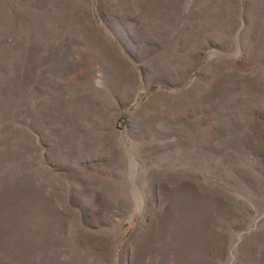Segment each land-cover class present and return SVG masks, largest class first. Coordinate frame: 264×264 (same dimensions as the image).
I'll return each instance as SVG.
<instances>
[{
  "label": "rangeland",
  "instance_id": "374dc122",
  "mask_svg": "<svg viewBox=\"0 0 264 264\" xmlns=\"http://www.w3.org/2000/svg\"><path fill=\"white\" fill-rule=\"evenodd\" d=\"M0 264H264V0H0Z\"/></svg>",
  "mask_w": 264,
  "mask_h": 264
},
{
  "label": "crops",
  "instance_id": "0c3cea01",
  "mask_svg": "<svg viewBox=\"0 0 264 264\" xmlns=\"http://www.w3.org/2000/svg\"><path fill=\"white\" fill-rule=\"evenodd\" d=\"M118 48H119V50H120V52L121 53H123L124 54V51H122L121 50V48H120V45H118ZM127 54L129 55V53L127 52ZM130 56V55H129ZM134 59V58H133ZM157 85H153V86H151V87H148V88H144V89H140L139 91H141V92H139L140 94H147V92H149L150 91V89H152V87H156ZM138 93V94H139ZM137 100H135L136 102H138V104H139V98H136ZM142 103V102H141ZM129 108H131V107H128L127 109H129Z\"/></svg>",
  "mask_w": 264,
  "mask_h": 264
},
{
  "label": "bare ground",
  "instance_id": "6f19581e",
  "mask_svg": "<svg viewBox=\"0 0 264 264\" xmlns=\"http://www.w3.org/2000/svg\"><path fill=\"white\" fill-rule=\"evenodd\" d=\"M176 197H177V195H176ZM161 226V225H160ZM162 229V228H161ZM163 230H164V228H163ZM163 232V231H162ZM167 232V231H166ZM157 233H158V231H157ZM160 233V232H159ZM210 235V234H209ZM159 236V235H158ZM163 237V236H162ZM168 238V237H167ZM179 238H180V236H179ZM157 239V238H156ZM165 239V238H164ZM182 239V238H181ZM160 241H162L161 239H160ZM169 241V240H168ZM165 244H166V242H165ZM164 244V245H165ZM143 245V244H142ZM157 247V246H156ZM189 249V248H188ZM179 252V251H178ZM139 253V252H138ZM199 253V252H198ZM155 258V257H154ZM150 263V262H149Z\"/></svg>",
  "mask_w": 264,
  "mask_h": 264
}]
</instances>
